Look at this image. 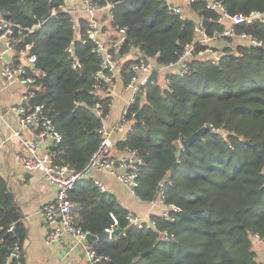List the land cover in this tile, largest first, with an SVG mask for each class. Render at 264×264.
<instances>
[{"label":"trees","instance_id":"16d2710c","mask_svg":"<svg viewBox=\"0 0 264 264\" xmlns=\"http://www.w3.org/2000/svg\"><path fill=\"white\" fill-rule=\"evenodd\" d=\"M222 1L231 13L264 10V0ZM100 3L113 4L111 18H97L102 32L126 30L118 58L140 49L168 63L193 40L194 20L170 13L160 0ZM64 5L66 0H0V10L21 27L41 23L25 32L21 42L34 43L37 65L45 73L37 77L32 104H43L62 134L55 161L81 170L101 141L98 104L102 116L109 114L112 96L95 87L102 57L88 37L89 16L65 11ZM199 7L212 30L217 13L201 0L192 4L194 10ZM74 19L79 29L73 27ZM237 28L264 42V24ZM115 37L110 35L107 43ZM131 63L132 58L120 63L125 84L132 76ZM139 110L141 122L133 115ZM129 111L130 129L117 145L138 150L145 160L136 194L147 201L163 196L178 210L172 211V219L153 216L157 230L138 228L128 223V210L115 194L92 179L78 182L72 199L85 231L98 236L114 226L126 228L115 237L95 238L97 252L108 256L102 264H258L252 237L264 239V47H225L217 64L195 59L192 73L172 76L166 91L144 87ZM208 123L203 140L189 149L182 146V139ZM163 230L173 238L157 234ZM26 236L21 209L0 176V264L25 262ZM16 244L23 252L20 258L12 254Z\"/></svg>","mask_w":264,"mask_h":264},{"label":"built area","instance_id":"2783aa9c","mask_svg":"<svg viewBox=\"0 0 264 264\" xmlns=\"http://www.w3.org/2000/svg\"><path fill=\"white\" fill-rule=\"evenodd\" d=\"M160 1L166 5L170 13L183 19L191 18L187 16V13L179 4L172 0ZM196 1L198 0H190V4L192 5ZM201 1L205 3V7L208 10L217 13L215 18H213L214 27L212 30L208 28L207 24H205L206 19L202 14L203 9L201 7L196 8L194 11L197 14V18H191L194 20L193 40L186 43L182 54L176 61L159 63L155 58L148 57L140 49H134L131 52L132 63L130 71L132 76L124 86V91L129 94V97L125 102L120 118L113 128L118 129L130 125L128 118L129 109L136 102L138 96L141 95L144 87L153 85L166 91L171 87L172 76L182 78L192 73L193 60L204 59L217 64L223 56L225 47L235 48L238 44L264 47L263 40L246 31L237 30L240 25H251L254 22L264 24V10L252 9L248 13H231L222 0ZM81 2L82 6L83 4L85 6L83 8L80 6L78 9L89 16L88 37L94 42L96 52L102 57L100 68L94 74L95 87L99 90L102 89L106 95L112 96L116 71L120 66V58L117 55L120 53V46L125 39L126 30L125 28L116 30V39L111 40V43H107L102 37L103 32L97 16L100 12H106L111 18L113 4L102 5L100 0H81ZM62 9L65 11L72 10L66 5ZM40 24L23 28L18 23L11 21L9 17L4 16L0 10L1 74L9 81H19L27 86V92L23 96L24 102L12 107L18 114L20 125L25 127L28 124H33L39 129L40 136L48 137L51 144H55L57 147L62 141V134L54 126L51 117L45 111L44 105L32 104L35 96L33 87L37 83V77L40 73H45L37 65L38 56L34 51V43L21 44L22 35L25 32H32ZM215 25H221L222 28ZM73 27L79 29L77 28L76 19H74ZM17 45L18 55L14 56L11 62H7L3 57V53L14 49ZM67 50L71 53L74 52L71 46ZM112 103L113 98L109 106H112ZM96 113L102 119V126L99 128L101 141L90 161L83 169L78 170L68 164L56 162L54 159L55 148L41 154L38 141H24L25 150L17 155L25 170L41 171L56 188L55 198L41 207V214L49 226L45 242L54 244L61 241L64 237L73 239L84 247L86 264H102L108 260V256L97 252L93 242L87 239L90 233L78 224L72 191L78 182L91 179L104 190L105 187L102 183L91 177V171L110 170L116 175L117 179L127 184L133 192H136V187L139 186L141 167L145 163L143 156L138 150L130 147H127L125 153L120 156L113 154L111 131L105 125L108 114L102 116L103 110L99 104ZM133 115L136 114L133 113ZM128 129H130V126ZM161 197L164 200L163 196ZM177 210L178 207L175 204L165 203L161 216L166 219H172V211ZM126 218L130 225L157 230L156 221L152 218L146 220L132 211L127 213ZM114 220L117 222L115 217ZM114 227L107 229V231H112ZM12 228L13 226L10 229ZM159 235L166 240L173 238V234H170L167 230L159 231ZM12 254L17 258L22 257L23 252L18 244H16ZM19 264H26V262H20Z\"/></svg>","mask_w":264,"mask_h":264},{"label":"crops","instance_id":"0c3cea01","mask_svg":"<svg viewBox=\"0 0 264 264\" xmlns=\"http://www.w3.org/2000/svg\"><path fill=\"white\" fill-rule=\"evenodd\" d=\"M172 1L179 4L187 16L197 18L190 0ZM66 6L76 10L78 14H86L78 9L80 6L83 8L81 0H66ZM104 16L110 18L106 12H100L97 18L100 21V18L103 19ZM114 34L116 32L109 29L102 33V37L106 41L110 35ZM117 76L112 91L113 103L105 125L111 131L113 154L120 156L125 153V150L119 148L117 142L126 137L127 130L113 127L123 112L129 94L124 91L125 83L120 72ZM26 92V85L19 81H9L1 74L0 63V176L14 194L27 228V236L23 244L25 262L26 264H86L84 247L73 239L64 237L54 244L45 242L49 226L41 214V207L55 198L56 188L41 171L25 170L17 155L25 150L24 141H38L41 154L48 152L51 142L48 137L39 135V129L36 126L20 125L18 114L12 107L24 102L23 96ZM91 177L99 180L105 187V191L115 194L128 212H135L146 220L162 215L165 202L161 196L151 201L142 200L110 170H93ZM255 236L259 240L253 244L254 258L258 263L264 264V239L258 235Z\"/></svg>","mask_w":264,"mask_h":264},{"label":"water","instance_id":"95a60500","mask_svg":"<svg viewBox=\"0 0 264 264\" xmlns=\"http://www.w3.org/2000/svg\"><path fill=\"white\" fill-rule=\"evenodd\" d=\"M85 6V4H83V7ZM4 16L6 17H9V12L6 11V10H3L2 11ZM17 49H18V45L14 48V49H11V50H7L3 53V57L4 59L7 61V62H11L12 61V58L14 56H17L18 55V52H17ZM120 56V54H119ZM135 118L141 122L142 121V115H141V110H139L136 115H135ZM28 126H33V124H28ZM211 128V124H205L203 125L202 127H200L198 130H196L190 137L186 138V139H182L181 140V144L184 148H187L189 149L190 148V144L197 141V140H203L204 138V134L207 130H209ZM50 149H54L56 148V145L55 144H51ZM244 225V224H243ZM126 231V228L125 227H120V226H115L113 228L112 231H105L103 232L102 234L98 235V236H95L93 234H88L87 236V239L90 241V242H94L95 238L98 237V238H102V237H106V236H112V237H115L116 235H118L119 233H123ZM157 234L159 235V233L157 232ZM153 251V248L151 250H149V252ZM148 253V251L144 252V254ZM135 264V263H133Z\"/></svg>","mask_w":264,"mask_h":264},{"label":"rangeland","instance_id":"374dc122","mask_svg":"<svg viewBox=\"0 0 264 264\" xmlns=\"http://www.w3.org/2000/svg\"><path fill=\"white\" fill-rule=\"evenodd\" d=\"M73 11H74V14H75V15H78V12H77L76 10H73ZM114 32H116V30H114ZM131 55H132V53H129V54L125 55V57L120 58V63L122 62V59L131 58ZM119 67H120V66H119ZM119 72H120V68H118V70L116 71V78L118 77V76H117V73H119ZM116 78H115V81H116ZM129 126H130V125H128V126H126V127H123V128H125V129L128 131ZM120 129H122V128H120ZM127 131H126V133H127ZM256 240H259V238H257L256 236H253V237H252L253 244H254V242H255ZM256 242H257V241H256Z\"/></svg>","mask_w":264,"mask_h":264}]
</instances>
